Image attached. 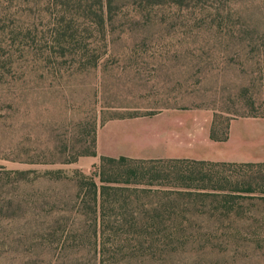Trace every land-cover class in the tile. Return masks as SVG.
<instances>
[{
    "label": "rangeland",
    "instance_id": "1",
    "mask_svg": "<svg viewBox=\"0 0 264 264\" xmlns=\"http://www.w3.org/2000/svg\"><path fill=\"white\" fill-rule=\"evenodd\" d=\"M29 1H0V264H96L102 257L104 264H264V183L254 176L264 174V161L218 167L233 186L254 190L216 207L191 197L196 211L184 214L189 226L177 236L139 211L150 215L158 192L172 187L155 179L167 169L161 163L116 167L114 175L130 181L106 190V222L95 235L84 208L94 195L79 191L81 177H74L100 184L97 164H85L93 133L106 122L165 107L205 109L219 136L231 119L264 115V0H219L222 25L258 31L252 40L215 33L219 16L209 0L179 7L118 0L105 39L80 25L85 47L99 53L95 66L77 54L57 57L46 0ZM256 128L234 122L236 144L215 143L210 153L261 156L264 143L248 139ZM26 169L62 177L16 182L12 173ZM115 200L126 210L119 213Z\"/></svg>",
    "mask_w": 264,
    "mask_h": 264
},
{
    "label": "trees",
    "instance_id": "2",
    "mask_svg": "<svg viewBox=\"0 0 264 264\" xmlns=\"http://www.w3.org/2000/svg\"><path fill=\"white\" fill-rule=\"evenodd\" d=\"M1 3L4 2L8 5L12 0H0ZM30 2L29 0H26ZM118 0H46L43 7V12L52 17L50 20L51 24V45L50 48H53V53L57 57H63L66 54H77L79 59L82 56L87 66H95V62L99 57V53L89 52V49L85 47L84 39L80 34L79 28L80 25H87L89 28L90 34L95 39H105V34L107 26L110 23L112 15L116 7V2ZM153 4H173L176 6H184L187 4V1H196V0H146ZM201 2H206L208 0H200ZM208 3L210 9H212L216 17L219 16V22L216 23L215 33L217 32L221 38H237L241 37L243 39L252 40V34H257L258 31L250 30L248 27H236V26H227L222 25V13L226 12L225 9L220 4L219 0H209ZM28 4V3H27ZM28 6V5H27ZM221 16V17H220ZM223 27V28H221ZM91 28V29H90ZM84 31V28H81ZM254 32V33H253ZM264 37V31L260 33ZM91 50V49H90ZM77 52V53H76ZM79 52V53H78ZM92 53V54H91ZM259 56L264 58V44L259 48ZM87 56V57H86ZM264 116V115H262ZM227 132V124L225 130L219 135L216 136L214 133V127L211 124L209 127V138L214 141L224 140ZM95 131L91 139V150L88 151V155H95ZM156 162L161 163L167 169L165 171H158L155 175L156 180H165L166 184H170L172 187L166 192L160 191L158 193V200L155 202L153 207H150L151 214L148 215L147 209L140 208L139 211L143 214H147V217L152 220L157 227L161 226V230H169L171 235L177 236L181 235L182 232L189 226L187 220L184 219L185 213H192L196 211L195 207L197 204L191 200L194 197H199L200 201L208 200L209 204L213 207L218 203L219 200L227 201L225 198L232 199L234 192H251L254 190L253 187L249 185L243 187L233 186L232 183H229L224 177L221 176V170H218V167L228 166V165H247V163H229V162H214L206 160H195L188 158H155V159H137L129 158L125 156L109 157V156H99L97 163V178L99 185L96 186L92 177L84 175H75L74 177H81L79 182V191L81 189H86V194L92 192L94 195V203L92 206L89 204L84 208L90 209L93 217L89 221L92 225L94 235L96 234L97 229H102L104 227V217L102 211L104 210L103 206L105 200L102 199L106 190L114 187H110L112 183L115 182H129L130 180L126 178H120L115 176L113 171L118 166L127 165L129 163H144V162ZM217 168V169H214ZM13 179L16 182H28L34 180L39 175L49 176L53 179H59L62 177L60 171H46L39 174L34 170H18L14 171ZM256 179L259 184L264 183V174L262 171L255 172ZM131 175L136 177L135 171H131ZM139 180H142V177H139ZM153 178V177H152ZM133 182H139L138 179H133ZM154 180V179H153ZM152 179L149 180V182ZM228 182V183H226ZM96 188L98 190H96ZM96 191L100 196L99 201H96ZM262 195H259L260 201L264 205V188L260 190ZM192 197V198H191ZM244 198H250L251 196H243ZM168 199V200H167ZM113 206L119 213L125 211L127 204H122L115 200ZM137 208V207H135ZM229 209L231 207H228ZM128 211V210H127ZM132 211V210H131ZM183 217V218H181ZM131 224V223H130ZM165 224V225H164ZM90 225V226H91ZM106 262V260H105ZM96 264H104L103 257L96 262ZM108 264V263H107Z\"/></svg>",
    "mask_w": 264,
    "mask_h": 264
},
{
    "label": "crops",
    "instance_id": "3",
    "mask_svg": "<svg viewBox=\"0 0 264 264\" xmlns=\"http://www.w3.org/2000/svg\"><path fill=\"white\" fill-rule=\"evenodd\" d=\"M237 121L255 123L257 128L253 133L249 130L248 139L264 143V116L229 120L226 137L220 141L209 138L210 115L205 109L165 107L152 114L106 122L95 130V155L85 165L97 164L99 156L120 155L137 159L188 158L229 163L264 161V154L243 156L236 151L214 156L210 153L209 148L215 143L232 141L230 129ZM235 144L233 140L232 145Z\"/></svg>",
    "mask_w": 264,
    "mask_h": 264
}]
</instances>
